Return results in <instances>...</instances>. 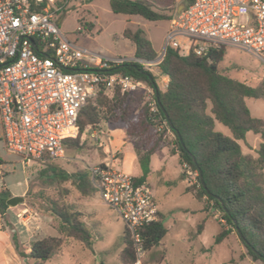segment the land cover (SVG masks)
I'll return each mask as SVG.
<instances>
[{"label": "trees", "instance_id": "obj_1", "mask_svg": "<svg viewBox=\"0 0 264 264\" xmlns=\"http://www.w3.org/2000/svg\"><path fill=\"white\" fill-rule=\"evenodd\" d=\"M30 1L33 3V0ZM189 2L181 0L184 6ZM57 5L62 6V3ZM108 5L114 14L138 16L150 22L170 20L176 7L175 0H108ZM43 6L45 1L39 5ZM122 37L133 44L135 59L151 62L156 58L157 54L141 28H125ZM224 54V49H211L207 56L198 57L193 53L181 55L177 50L167 48L157 65L159 73L168 80L163 90L155 82L153 74L143 69L140 63L123 64L118 69L146 83L153 89L154 95L155 85L158 102L166 117L157 101L155 113H150L146 105L140 107L139 91L107 95L100 90L79 111L77 125L80 134L87 127L97 130L100 124L121 127L125 141L133 146L140 169V176L133 179L136 184L146 182L151 156L163 147L164 136L169 132L180 165L186 164L197 173V183L185 188V192L199 202L205 200L204 209L219 215L222 229L215 236L214 243L219 244L233 235L244 249L240 259L249 258L264 264V120L253 117L245 103L246 99H261L264 102V77L256 86H250L220 73L218 64ZM136 110L138 112L134 114ZM162 122L166 126L158 131L157 125ZM216 123L228 129L231 136L215 131ZM248 132L259 135L261 139L255 156L244 154L239 144H246ZM63 148L65 153L77 152L84 145L77 137L64 140ZM41 162L44 168L39 172V179L45 188L50 189V194L38 192L27 195L25 203L38 214L54 221L57 236L32 240L28 251L22 249L16 233L11 236L17 257L32 264H44L53 259L66 240L79 242L86 250H92L93 244L80 212L67 203L68 191L63 188L65 183L70 182L83 197L92 196L97 190L89 171L67 173L54 161ZM180 179L183 177L180 176ZM9 198L11 194L8 190L0 191L1 217L9 208ZM163 220L164 215L158 212L154 222L139 230L144 253L166 234ZM203 229L204 222H201L193 236L200 235ZM121 239L123 247L119 264H135L138 256L126 227ZM231 263L234 264L232 260Z\"/></svg>", "mask_w": 264, "mask_h": 264}, {"label": "built area", "instance_id": "obj_2", "mask_svg": "<svg viewBox=\"0 0 264 264\" xmlns=\"http://www.w3.org/2000/svg\"><path fill=\"white\" fill-rule=\"evenodd\" d=\"M55 1L0 0V130L4 148L25 164L64 159L67 139L88 137L98 147L108 146V134L90 127L80 134L77 125L79 111L100 90L139 91L149 112H156L153 89L121 72L123 64L158 65L167 48L198 57L225 48L264 56V0H190L169 20L162 51L152 62L103 58L70 42L56 22L62 6ZM165 126L162 122L157 130ZM118 160L106 156L88 171L101 199L132 236L138 256L139 230L156 220L158 208L150 186L136 184L117 167ZM181 166L195 185L197 173Z\"/></svg>", "mask_w": 264, "mask_h": 264}, {"label": "rangeland", "instance_id": "obj_3", "mask_svg": "<svg viewBox=\"0 0 264 264\" xmlns=\"http://www.w3.org/2000/svg\"><path fill=\"white\" fill-rule=\"evenodd\" d=\"M59 2L62 3V9L56 14L55 19L60 31L70 42L92 54L103 58L132 57L134 46L122 37V31L125 28L134 29L137 25L145 32L155 49L156 58L162 51L168 20L150 22L138 16L114 14L109 9L108 0H56L55 4ZM176 10L175 7L173 14ZM224 51L223 59L218 64L220 73L250 86H256L262 80L264 56L261 58L251 56L234 48H225ZM131 60H134V57ZM143 69L151 72L155 82L162 85L157 65L143 66ZM140 95V107L147 106L146 98L142 93ZM246 105L253 117L264 120V102L261 99H246ZM137 112L136 110L134 114ZM109 127L100 124L97 131L104 132ZM214 129L228 137L231 136L228 129L220 124L216 123ZM246 139L247 144L239 143L242 152L255 156L258 147L255 136L249 133ZM80 144L84 145L82 150L67 152L64 159L54 161V164L71 173L77 170L88 171L90 167L102 162L106 156L118 159H122L123 156L122 150L116 149L113 142L103 149L87 137L83 141L80 140ZM0 160H3L1 174L7 189L12 194H20L27 187L20 195L23 203L14 206L19 210L14 215L17 222L15 221V225L6 224L4 229L8 227L12 234L16 233L17 226H23V222L26 223L23 228L27 226L30 230L35 222H41L43 229L39 232L40 236L34 239L57 236V233L50 229V227L55 229L54 221L48 216L38 214L25 203L27 195L38 192L50 194V189L45 188L39 179V172L43 170L44 163L25 164L20 156L8 152L2 141ZM180 176L183 177L182 180ZM146 182L153 191L159 212L164 215L163 226L166 234L148 252L140 253L135 264H232L231 260L234 264H261L249 258L240 259L239 256L244 249L233 235L219 244L214 243L215 236L222 229V224L218 220L219 215L217 212L204 209L205 200L199 202L185 192V188L193 186L194 183L184 174L175 151L173 137L169 132L164 136L161 152L152 159ZM63 188L68 191L67 203L80 212L81 220L92 236V250H86L74 240H66L58 255L44 264H119L123 247L121 238L125 228L121 218L106 205L98 191L90 197H83L70 182L65 183ZM201 222H204V229L195 237L193 233ZM26 233L28 236L31 234L30 231ZM35 233L38 232L35 230ZM28 236L18 238L25 251H28L31 242H28ZM18 262L32 264L30 261L23 262L20 258ZM8 263L12 264L10 257Z\"/></svg>", "mask_w": 264, "mask_h": 264}, {"label": "crops", "instance_id": "obj_4", "mask_svg": "<svg viewBox=\"0 0 264 264\" xmlns=\"http://www.w3.org/2000/svg\"><path fill=\"white\" fill-rule=\"evenodd\" d=\"M178 2H179V0H175V5ZM183 6L184 5L181 4V2H179L176 5V9H177L176 12L180 11ZM168 22H169V20H168ZM137 27H139V26L137 25L134 29H136ZM134 51H135V49H134ZM154 51H155V49H154ZM132 57H134V52H133V56ZM132 57H130L128 59H132ZM161 79L163 81L162 85H160L159 83L157 85L159 86V88L161 90H163L165 88L168 80L163 75H161ZM245 103H246V100H245ZM104 125L108 126L107 124H104ZM100 131H102V130H100ZM104 133L108 134V136H109V144L108 145L112 144V142H113V145H114V147L116 149H121L122 150L123 156H122V159L118 160L117 167L120 170L124 171L125 173H127V174H129V175H131V176H133L135 178L140 176V169H139V166H138V163H137V159H136V156H135V153H134V150H133V146H132V144L130 142H126L125 141L124 130L121 127H113V128L109 127V128H106L104 130ZM249 133H251V132H248L246 134V137H247V135ZM254 136H255V141L258 143V146H259V144L261 142L260 141L261 140L260 137H259V135H254ZM112 137H113V140H112ZM257 137H259L260 140H258ZM0 141L3 142L2 135H1V130H0ZM245 141H246V144H247V139L246 138H245ZM3 146H4V144H3ZM160 152H161V149L156 151L151 156L150 164L152 162L153 157L157 156ZM150 164H149V167H150ZM2 168H3V160H0V181H2V186L0 187V191L8 190L6 185H5V181H3V178H2V174H1L2 173ZM26 185H27V182H26ZM26 189H27V187H26ZM25 190H23L20 194H12L9 190L8 191L10 192L11 197H13V196L22 195L25 192ZM27 210H30V209H27ZM17 211H19V210L16 207H9L7 209V211L5 212V214L3 215V217L0 216V264H9L8 263V257H10V259L12 260V264H19L18 257L16 256V253L14 252V250L12 248V243H11L12 234L10 233L8 227H5V229H4V226H6V224L15 225V223L17 221L15 220L14 215L16 214ZM158 212H159V209H158ZM25 224L26 223L23 222V226ZM41 224H42L41 222H35L34 223V227L31 228L32 230H30L29 227H27V226H26V228H23V226H17L15 229H16V233H17L18 238L22 239L26 235L28 236L26 231H30L31 234L28 236V242L34 240V238H36L37 236H40L39 232L41 231V229H43V226ZM50 229H51V231H55V229H53L52 227H50ZM35 230L38 233H35ZM47 236H49V235H47Z\"/></svg>", "mask_w": 264, "mask_h": 264}, {"label": "water", "instance_id": "obj_5", "mask_svg": "<svg viewBox=\"0 0 264 264\" xmlns=\"http://www.w3.org/2000/svg\"><path fill=\"white\" fill-rule=\"evenodd\" d=\"M144 74L149 80H152V77L150 75H148L146 73H144ZM153 87H154V90H155L157 105L159 106V108L161 109L163 114L165 115V112L163 111L160 103L158 102V97H157V93H156V89H155V85L154 84H153ZM165 117H166V115H165ZM168 124L170 126V123H168ZM198 178H199L200 183L202 184V177H201V173L199 171H198ZM21 203H23V198L21 196H13V197H11V198H9L7 200V205L9 207H14V206H16L18 204H21Z\"/></svg>", "mask_w": 264, "mask_h": 264}]
</instances>
